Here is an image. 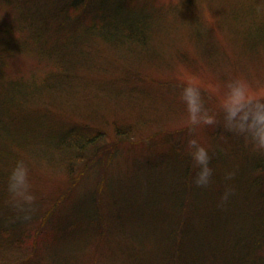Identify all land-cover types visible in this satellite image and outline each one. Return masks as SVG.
Returning <instances> with one entry per match:
<instances>
[{
	"label": "trees",
	"instance_id": "1",
	"mask_svg": "<svg viewBox=\"0 0 264 264\" xmlns=\"http://www.w3.org/2000/svg\"><path fill=\"white\" fill-rule=\"evenodd\" d=\"M201 3L219 30L228 27L239 55L264 56V0H176L155 9L151 0H0V259L31 248L26 257L10 256V264H74L76 250L66 251L71 241L80 250L90 242L100 248L109 230L126 242L146 230L158 243L136 252L129 264H264V151L242 136L225 150L213 127V145L206 148L211 183L197 187L187 143L175 145L165 134V147L154 148L151 134L141 137L148 152L134 154L115 177L113 159L123 142L132 141L135 126L116 121L112 130L104 128L93 111L81 108L85 97L75 101V93L85 95L80 90L99 88L97 80L80 81L99 51L106 53L101 68L118 57L130 64L116 75L125 80L123 93L140 94L143 85L158 82L131 63L153 60L149 46L162 15L186 20V38L203 60L219 59ZM164 85L182 92L186 84ZM200 90L209 113H219ZM21 160L36 197L27 219L7 191ZM90 169L98 176L95 190L75 200L66 216L56 213ZM46 171L64 175V186L48 196L39 188ZM226 173L233 178L226 180Z\"/></svg>",
	"mask_w": 264,
	"mask_h": 264
},
{
	"label": "rangeland",
	"instance_id": "2",
	"mask_svg": "<svg viewBox=\"0 0 264 264\" xmlns=\"http://www.w3.org/2000/svg\"><path fill=\"white\" fill-rule=\"evenodd\" d=\"M171 1L176 0H151L153 9L160 4L171 3ZM200 7H202L201 20L205 28L211 29L212 40L221 50L220 58L214 62H212L213 60H203L196 45L190 43L186 38L188 24L186 20L182 17L162 15L163 19L158 20L159 25L153 32L150 41L149 47L153 49V51H150L153 55L150 58L153 60L145 59L143 62L133 61L131 63L133 69L153 76L158 82L143 85L145 88L140 94L128 91L123 93L127 88L124 86L125 80H119L116 75H121L123 69H125L124 66L130 64L124 62L126 58L118 57L119 60L113 62V64L110 65L109 63L101 68L99 65L106 53L99 50V57H97L92 69H84V74L87 77L80 81L85 83L88 80H97L99 88H91L90 92L80 90L81 94H85L84 96L75 93V101L88 100L87 105H83L81 108L85 111H93L97 116L98 120L96 121L99 122V125L109 130H112V124L116 121L121 124H133L135 126L131 137L132 141L123 142L113 159L110 168L111 175L116 177V175L126 171V167L130 164V158L134 154L148 152L146 147H149V143L142 140L141 137L146 139L151 134H156L153 137L156 140L155 143H157L153 144L152 147L154 148L165 147V144L161 141L162 137L165 138V134L171 135L175 145L187 143L189 139L195 137L207 148L213 145V138L208 132L213 127H217L218 143L224 149L232 148L236 135L226 131L222 123L215 126H200L194 132H190L186 105L181 99V92L175 88L168 89L164 85L165 81L174 80L180 84H186L190 80L195 81L200 88L208 92L207 97L210 99L208 102L219 110L220 102L226 92V84L229 81L241 79L246 81L252 90L264 92V56L246 59L243 54L239 55L238 50L229 40V36L233 34L226 31L228 27L224 26V30H219L216 27L210 8L202 3ZM228 56L233 60L232 65L226 60ZM154 60L156 63L153 62ZM106 63L108 62L106 61ZM129 85L132 86L131 82ZM115 88L121 89L122 93L120 92L119 95L113 94L111 91ZM104 121L105 123H103ZM135 140L141 141L137 143ZM43 175L46 177V181L40 184L39 188L44 195H52L56 189L59 190L58 187L64 186L62 184L63 173H57L56 175L54 172L46 171ZM96 179H98L97 172L90 169L79 180L72 195L56 213L63 215V217L66 216L75 200L85 195V193L95 190L97 186ZM84 199V202H90L89 199ZM109 231L105 235L107 241L100 248L99 242L98 244L90 242L86 248L80 250L78 246L81 244L69 242V245L66 246L67 253L76 250L74 264H129L131 260L135 259L134 254L136 252L141 253L144 248L155 249V244L158 243L156 237L146 230L143 231L142 235L138 233L134 239L128 242L125 239H119L116 230ZM30 250L31 248H26L23 251L14 249V255L7 253L4 259H8H6V262L3 261L4 259H0V264H10V261L12 262L10 256H17L18 259L23 256L26 257L27 252L29 253ZM120 250L124 251V254H121ZM130 256H133V258Z\"/></svg>",
	"mask_w": 264,
	"mask_h": 264
},
{
	"label": "clouds",
	"instance_id": "3",
	"mask_svg": "<svg viewBox=\"0 0 264 264\" xmlns=\"http://www.w3.org/2000/svg\"><path fill=\"white\" fill-rule=\"evenodd\" d=\"M181 99L186 105L190 132L200 126L222 123L226 131L250 140L255 150L264 151V92L252 90L250 85L241 79L229 81L220 102L219 113L210 114L205 107L200 87L190 80L182 89ZM187 149L193 168L198 169L194 177L195 185L208 187L213 175L208 150L195 137L188 140ZM233 175L226 173L225 179L230 180ZM30 188L29 169L24 161H17L8 177L7 191L13 206L26 214L25 219L29 218L27 213L32 210L31 206L36 199ZM229 194L226 191L222 199L226 201Z\"/></svg>",
	"mask_w": 264,
	"mask_h": 264
}]
</instances>
